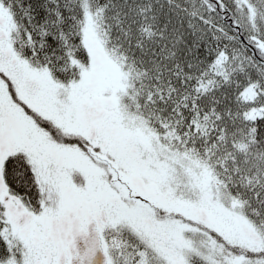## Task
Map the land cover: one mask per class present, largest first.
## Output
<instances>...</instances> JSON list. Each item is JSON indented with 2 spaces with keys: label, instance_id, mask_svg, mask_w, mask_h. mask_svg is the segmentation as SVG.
<instances>
[{
  "label": "snow or ice",
  "instance_id": "obj_1",
  "mask_svg": "<svg viewBox=\"0 0 264 264\" xmlns=\"http://www.w3.org/2000/svg\"><path fill=\"white\" fill-rule=\"evenodd\" d=\"M0 264H264V0H0Z\"/></svg>",
  "mask_w": 264,
  "mask_h": 264
}]
</instances>
